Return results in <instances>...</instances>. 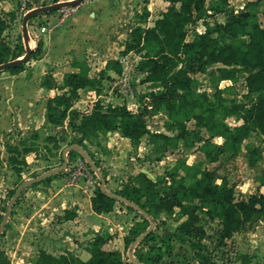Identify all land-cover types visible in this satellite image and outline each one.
I'll return each mask as SVG.
<instances>
[{
    "label": "trees",
    "instance_id": "1",
    "mask_svg": "<svg viewBox=\"0 0 264 264\" xmlns=\"http://www.w3.org/2000/svg\"><path fill=\"white\" fill-rule=\"evenodd\" d=\"M166 1L167 6L153 25L147 23L151 14L147 6L143 12H138L136 23L130 27L129 37L121 51V55H139L136 69L143 75L142 81L155 84L160 90L152 89L144 93L142 98L149 100L140 102L136 110L129 108L125 102L105 105L98 100L90 114H84L74 106V102L80 99L82 91L96 84V78L91 75L87 60L77 59L72 64L78 70L66 74L62 83L56 84L64 92L47 101V120L53 126H65L81 132L82 136L75 143L83 147L86 126L91 124L97 130L119 131L136 145L145 135H149L154 145L160 143L159 149L162 151L179 145L187 148L196 146L210 162H217L224 155L246 149L250 163H256L262 151L245 143V140L253 132L264 136V25L260 21V17H264V9L259 8L264 0H248L239 11L234 9L230 0ZM144 2L148 3V0ZM53 12L56 10L45 14ZM4 14L0 13V64L25 53L23 43L14 51L5 41L4 33L15 16L12 14L8 19ZM219 14H225L226 20L210 22L209 18ZM196 20L202 21L204 30L190 33V26ZM42 47L43 41L37 40L31 58L39 55ZM25 64L6 70L17 73L24 69ZM213 65L217 67V73L212 77L216 91L210 97L206 92L194 89L192 81L196 75L205 73ZM103 70L121 75L124 67L119 58L111 57ZM45 77L44 85L55 84L51 75ZM242 77L246 83L247 102L225 97V89L219 87V82L230 80L237 83ZM159 112L166 113V130L151 131L148 117ZM230 119L235 124L232 125ZM192 121L195 126L190 127L188 123ZM202 129H206L209 136H205ZM215 137H221L223 141L215 142ZM95 162L99 167V162ZM180 169L190 175L191 183L187 182L186 176L179 174ZM59 173L44 181L51 180ZM138 177H142L140 182H128L115 193L140 206L152 219L158 206L168 210L178 209L190 218H195L197 212L202 211L212 219H219L222 242L242 229L245 223L264 221V192L259 191L249 197L239 196L234 186L217 183L212 172L201 163L184 162L175 166L164 177L162 186L146 178L142 172ZM91 201L94 211L103 213L111 211L118 200L97 187ZM75 216V211L64 210V219H73ZM145 230L135 232L132 241ZM2 234L0 232V237ZM153 237L151 231L139 243ZM171 240L172 236L168 235L155 246L156 256L140 253L135 256L136 259L142 264H159L163 255H173ZM107 241L103 234H96L85 242L84 249L90 253L86 260L71 251L67 256H56L43 250L37 264H127L119 249L105 247ZM2 253L0 245V255Z\"/></svg>",
    "mask_w": 264,
    "mask_h": 264
},
{
    "label": "rangeland",
    "instance_id": "2",
    "mask_svg": "<svg viewBox=\"0 0 264 264\" xmlns=\"http://www.w3.org/2000/svg\"><path fill=\"white\" fill-rule=\"evenodd\" d=\"M58 1L65 0H27V6L31 9ZM246 1L248 0H230L237 11L244 7ZM21 2L22 0H17L16 4L11 3L12 5L8 6L7 10L0 5V13H5V17L10 19L12 14L15 16L4 33L5 41L14 51H17L18 46L24 42L22 20L26 11L21 9ZM82 2L73 7L56 10L51 15L57 16L58 23H60ZM146 6L147 3L144 0L134 1L131 13L125 22V27L129 31L130 27L136 23L138 12H143ZM165 7V0L155 3L148 22L154 21ZM259 8L263 10L264 4ZM209 20L210 22L216 20L223 22L226 20V16L219 14ZM260 21L264 25L263 16L260 17ZM47 22V18H43L42 14L30 19L28 27L31 25V35L35 42L44 33L50 31L51 27ZM43 27L46 28L45 31H42ZM120 29H123V25ZM202 30H204V25L201 20L194 21L190 26V33ZM118 43L117 45H120L121 42ZM118 56L120 59L122 58L121 54ZM139 59V55L131 53L124 60L123 73L118 75L113 71L104 72L102 58L95 59L94 56L86 53L80 60H87L91 65V75L96 78V84L82 91V94L86 93L87 101L79 102L80 107L77 108L89 115L92 106L98 100H101L105 105L125 102L133 110L138 108L140 102L146 103L149 99L142 98V95L152 89L160 90V87L142 81L143 75L136 69ZM215 73H217L215 65L208 67L205 73L194 77L192 87L199 92H206L212 97L216 91V83L212 78ZM45 76L43 81H45ZM219 87L225 89L223 94L225 97L247 102L245 98L246 83L243 77L237 83L222 80L219 82ZM92 90L94 93L87 94ZM140 98L143 100L141 101ZM166 120V113L159 112L148 117V126L151 131H165ZM229 122L232 125L235 124L234 120L230 119ZM188 125L195 126L193 121ZM63 127L64 129H62ZM0 132L2 133L0 134V225L4 216L8 218L0 237V245L3 249V253L0 255V264L2 262L6 264H37L43 250L56 256L63 254L67 256L70 251L67 248L73 244H85L86 241H83V238L88 234H103L108 240L115 241V245L120 247L127 264H133L130 258L131 252L134 256L140 253L151 257L156 256L155 246L168 235L172 236L170 245L174 246V252L172 256L163 255L159 264H199L200 262L203 264H264V221L262 220L245 223L242 229L222 242L220 241L222 226L218 218L212 219L202 211H198L195 218H190L179 212L178 209L168 210L164 206H158L155 210V217L152 219L155 223L153 239L134 245L135 241H132L134 233L147 229L151 220L140 211L129 208V205L119 200L111 210L116 214L110 215L112 217H104V220L111 224H119L114 225L116 229L112 231L113 233H109L108 227L101 225L102 219H93L94 214L91 212L87 214V211H83L84 218L79 217L77 223V214L72 221L64 219L62 206L80 200L83 210H85L84 205L88 204L86 195L91 194L92 197L97 187L102 189L96 171L76 149L73 153L67 154L68 167L65 170L60 171L49 181L43 180L24 188L11 212L7 214V206L18 185L49 169L60 166L63 163V150L75 143L82 133L72 131L65 126H54L47 134H39L37 131L23 132L15 126L10 130L4 129ZM111 132L97 130L89 124L86 126L83 137L84 148L88 153H91L94 161L99 162V169L104 179L106 178V190L110 192L118 191L128 182H140L142 177H138V174L141 172L146 174V178L156 182L158 186H162L164 177L175 166L184 162L188 164L201 163L204 168L212 172L217 183L234 186L239 196L249 197L259 191L264 192V136L257 132L251 133L250 137L245 140V143H250L262 151V156L254 164L250 163V155L246 149L238 153L224 155L217 162H210L204 158L196 146L187 148L184 145H179L177 148H168L166 151H162L159 149L160 143L157 142L154 145L149 135H145L140 144L136 145L129 138L121 134L113 135ZM202 132L205 136H209L206 129H202ZM214 140L218 143L223 141L221 137H215ZM179 174L186 176L188 183L192 182V178L184 169H180ZM54 178L62 179L63 185H53ZM78 182L81 184L77 185V189L67 188ZM57 191L60 194H65L68 199H58L57 211L56 209L53 211V209H49L48 201ZM58 211L61 213L58 214ZM84 220H86L84 227L75 229ZM94 225L99 232L94 231ZM98 225L100 226L98 227ZM57 242L61 245L57 246ZM71 252L80 257L85 254L83 250L79 253Z\"/></svg>",
    "mask_w": 264,
    "mask_h": 264
},
{
    "label": "crops",
    "instance_id": "3",
    "mask_svg": "<svg viewBox=\"0 0 264 264\" xmlns=\"http://www.w3.org/2000/svg\"><path fill=\"white\" fill-rule=\"evenodd\" d=\"M134 1L85 0L60 23H58L57 16L42 14L43 18H47V23L51 27L50 31L44 33L40 38L43 41L42 52L36 57L30 58L20 72L0 71V131L4 129L10 130L14 126L28 133L37 131L39 134H47L49 130L51 131L54 126L46 118V99L64 92V89H60L56 84H60L66 74L78 70L72 64L74 59L80 60L86 53H89L95 59L102 58V68H104L109 58H119L118 54H121L129 37V29L125 27V22L131 13ZM158 1L148 0L147 8L150 12ZM11 3L16 4L17 0H0V5L5 10L12 5ZM167 4L168 2L165 0V6ZM223 15L226 16L225 14ZM154 21L147 23L148 25H153ZM121 25H123L122 30L120 29ZM118 42H121L120 45H117ZM29 44L31 48L36 46V42L31 35V25L29 27ZM23 45L26 52L25 42H23ZM47 74L54 79L55 84L53 86L44 85L43 77ZM92 93H94L93 90L87 92L89 95ZM81 101H87L85 92L81 94L80 100L74 106L77 108ZM117 103L122 104L123 102ZM1 108L7 109L2 110ZM0 134L2 133L0 132ZM111 134L119 135L121 133L114 131ZM62 183L63 180L60 178L52 180L53 185H63ZM79 184L81 182L67 188L77 189L76 187ZM86 196L88 204L87 206L86 204L84 205L86 207L85 210H83L80 200L72 201L71 204L68 203L62 206V210L70 209L75 211L77 214L76 223L79 221V217L84 218L82 216L83 211H87V214L91 212L94 214L93 219H102L101 225L108 227V232L113 233L112 231L116 229L114 225L119 224H111V222L104 220V217H112L110 215H115L116 212L109 211L101 214L95 212L92 206L91 194ZM58 199L65 200L68 198L65 194H60L57 191L48 201V205L50 203L49 209H53V211L56 209L57 211ZM57 213L60 214L61 212L58 211ZM68 221H72V219ZM85 222L86 220L78 224L75 229L84 227ZM93 228L95 232H99L96 225ZM95 235L88 234L83 238V241L87 242L94 238ZM59 245L61 243H58L57 246ZM108 245L110 249L120 250V247L115 245V241L108 240L105 247L107 248ZM67 249L78 253L83 250L85 254L81 258L84 260L90 257V253L84 249V245H81V243L73 244Z\"/></svg>",
    "mask_w": 264,
    "mask_h": 264
},
{
    "label": "water",
    "instance_id": "4",
    "mask_svg": "<svg viewBox=\"0 0 264 264\" xmlns=\"http://www.w3.org/2000/svg\"><path fill=\"white\" fill-rule=\"evenodd\" d=\"M83 0H65V1H58V2H54L51 4H47V5H42V6H38L35 7L31 10H29L28 12L25 13V15L23 16V20H22V35H23V40L25 42V48H26V52L24 54V56L1 63L0 64V71L2 70H6L12 67H16L17 65L27 62L30 58H31V53L33 51V48L30 47L29 44V27H28V23L30 21V19H32L33 17L46 13V12H51V11H55V10H59L61 8L64 7H73L78 5L80 2H82ZM64 129V127L62 128ZM78 150L83 157L86 159V161L88 162V164L91 166V168L93 170L96 171L100 182H101V187L102 190L105 191L109 196L116 198L117 200L131 206L132 208H134L135 210L140 211L142 214H144L145 216H147L150 220H151V224L150 226L145 230V232H143L142 234H140L135 242L134 245H137L146 235H148L151 231H153L154 229V221L152 220V217L150 215H148L143 209L140 208V206H138L137 204H135L134 202L130 201L128 198L117 194L115 192H110L108 190H106V186H105V179L104 176L101 172V170L99 169V167L97 166L96 162L94 161V159L92 158V156L86 151V149L78 144V143H74V144H70L69 146H67L64 150H63V163L55 168L49 169L47 171H45L44 173L40 174L37 177L25 180L23 182H21L13 197L11 198V201L9 202L8 206H7V214H9L12 210V207L14 206V204L16 203V201L18 200L22 190L24 188H27L33 184L42 182L43 180H45L46 178L50 177L51 175L60 172L62 170H65L68 167V158H67V154L72 151V150ZM7 216H4L1 225H0V232H3L7 223ZM130 258L132 260V262H134L135 264H142L140 263L136 257L133 255V253H130Z\"/></svg>",
    "mask_w": 264,
    "mask_h": 264
},
{
    "label": "built area",
    "instance_id": "5",
    "mask_svg": "<svg viewBox=\"0 0 264 264\" xmlns=\"http://www.w3.org/2000/svg\"><path fill=\"white\" fill-rule=\"evenodd\" d=\"M34 8H35V7H34ZM21 9H22V10H25L26 12H28L29 10H31V9H33V8L29 9L28 6H27V0H22V2H21ZM26 12H25V13H26ZM45 30H46V28L43 27V28H42V31H45ZM127 57H128V56H122L121 59L119 58L122 64H124V60H126ZM123 67H124V65H123Z\"/></svg>",
    "mask_w": 264,
    "mask_h": 264
}]
</instances>
